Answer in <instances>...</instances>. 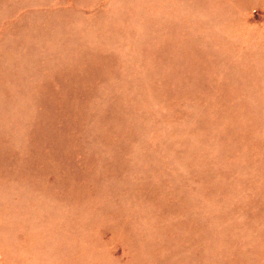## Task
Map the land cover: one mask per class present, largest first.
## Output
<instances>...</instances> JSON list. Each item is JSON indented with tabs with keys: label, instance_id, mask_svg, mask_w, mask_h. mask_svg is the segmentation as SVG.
Returning <instances> with one entry per match:
<instances>
[{
	"label": "rangeland",
	"instance_id": "obj_1",
	"mask_svg": "<svg viewBox=\"0 0 264 264\" xmlns=\"http://www.w3.org/2000/svg\"><path fill=\"white\" fill-rule=\"evenodd\" d=\"M0 264H264V0H0Z\"/></svg>",
	"mask_w": 264,
	"mask_h": 264
}]
</instances>
